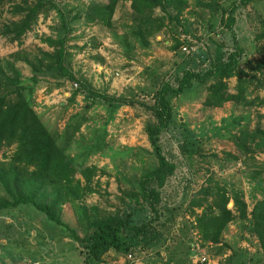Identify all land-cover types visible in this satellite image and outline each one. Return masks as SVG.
<instances>
[{
	"label": "rangeland",
	"instance_id": "1",
	"mask_svg": "<svg viewBox=\"0 0 264 264\" xmlns=\"http://www.w3.org/2000/svg\"><path fill=\"white\" fill-rule=\"evenodd\" d=\"M35 1L0 0V65L13 63L33 86V108L73 163L81 187L87 183L82 171L95 169L90 190L62 203L56 215L80 238L94 220L131 213L134 223L150 222L145 235L134 239L132 252L122 246L93 264H264V104L246 106L241 101L205 107L206 89L214 78L203 84L193 81L172 99L173 122L159 135V144L175 171L158 189V218L141 190L143 176L157 162L145 132L151 113L139 104H151L146 92L164 80L176 86L186 69L206 72L218 55L233 51V35L244 48L240 79L246 82L245 99L264 100V39L256 38L264 21V0L236 9L233 32L226 18L239 0H222L215 11L190 0L181 15L187 32L166 27L144 49L125 46L133 14L129 0H119L111 26L102 11L108 0H52L55 9L39 14L20 42L3 35L2 26L22 16L12 8ZM59 12L70 23L65 65L76 80L43 67L37 83L32 82L23 57L53 51L45 41H56L63 33ZM173 32L180 45L171 51ZM226 82L229 92L236 93L237 77ZM89 90L125 95L137 104L115 106L91 98ZM12 153L13 147L4 149L0 162L11 164ZM29 176L20 177L23 193L50 204L51 188L28 182ZM8 190L15 191L6 180L0 184L5 200ZM223 197L234 215V198L240 197L247 205L246 219H233L220 243L213 244L202 237L199 219L218 215L217 203ZM0 264H85L84 248L68 228L23 204L0 211Z\"/></svg>",
	"mask_w": 264,
	"mask_h": 264
},
{
	"label": "trees",
	"instance_id": "2",
	"mask_svg": "<svg viewBox=\"0 0 264 264\" xmlns=\"http://www.w3.org/2000/svg\"><path fill=\"white\" fill-rule=\"evenodd\" d=\"M129 1L133 14L131 24L127 27L129 32L127 31L123 37L126 42L125 46L130 49L132 44V48L144 49L150 46V38L160 32L161 29L172 26L178 30L180 27L181 29L184 27L181 15L188 8L190 0ZM221 1L195 0V3L215 11L219 8ZM249 1L251 0H239L238 4H234L229 10L226 25L231 32H233L236 21V9L240 6L244 7ZM118 2L119 0H108L107 4L103 6L102 11L107 16L105 24L111 26V16L115 12ZM25 4V6L18 5L12 8L13 14H22V16L18 20L3 25L1 30L3 35L19 42L21 37L36 23L39 14L48 13L56 7L52 0H36L31 4ZM59 13L63 24V33L56 41L53 39H46L45 41L49 46H54L53 51L51 53L39 51L37 54H31L29 60L27 56L23 57V62L32 71L30 79L32 82L37 83V76L42 74L43 67H46L48 71H58L59 77L76 80L72 71L65 65L68 57V35L71 33L70 23L66 20L65 13ZM101 20L103 21V18ZM261 26L259 34L256 35L257 39H264V21L261 22ZM183 31L187 32L186 30ZM127 38L129 42L126 41ZM233 38V51L218 55L206 72L199 74L186 69L177 80L176 86L164 80L146 92L152 98L151 104L139 103L151 113V119L145 127V132L157 165L143 176L141 190L153 209L155 218L160 216L156 209L160 203L158 189L175 171V165L167 160L159 144V135L169 129L173 122L175 111L171 103L172 99L179 97L192 85L193 81L203 84L208 78H214V82L209 84L206 89L207 93L203 100L205 107L217 108L226 102L239 103L241 101L246 106L264 104L263 99L251 101L245 99L246 82L240 79V74L244 72L241 69L244 48L235 39V35ZM179 45L180 40L178 37H174L170 50L177 49ZM233 75L238 80L236 93L229 92L226 82V79ZM60 84L57 85L60 86ZM33 92V86H28L27 81L22 79L21 72L14 67L13 63L5 61V65H0V153L6 148L13 147L10 160L12 165H5L0 162V184L8 180L13 183L15 189L13 192L8 190L9 200L3 199L0 195V211L27 204L43 212L53 223L68 228L72 236L81 243L84 248L85 264L98 263L106 253L112 250L119 251L122 246H125L124 250L131 251L133 244L136 243L133 242L134 239L137 240L138 237L144 236L147 227L150 226V222L134 223L135 214L127 213L90 221L88 223L89 232L82 238L56 215V208L60 207L62 203L74 200L90 190L88 183L95 169L86 168L82 171L87 183L81 187L80 182L74 177L76 170L73 163L69 160L64 149L57 143L53 132L48 129L40 115L34 110ZM88 93L91 98L115 106L120 104L134 106L137 104L133 98H127L125 95L108 96L92 90H89ZM262 135V145L264 146V131H262ZM29 173L28 182L39 183L51 188L53 199L50 204L39 203L33 194L23 193L24 179L20 177L22 174L27 176ZM152 183L155 186H150ZM226 202L227 199L224 198L217 203L220 210L218 215L207 216L208 214H205L199 219L202 237L213 244L220 243L224 229L233 219L236 217L241 220L246 219L247 205L240 197L234 198V206L238 215H234L227 208Z\"/></svg>",
	"mask_w": 264,
	"mask_h": 264
},
{
	"label": "built area",
	"instance_id": "3",
	"mask_svg": "<svg viewBox=\"0 0 264 264\" xmlns=\"http://www.w3.org/2000/svg\"><path fill=\"white\" fill-rule=\"evenodd\" d=\"M182 50H183L184 52H186L187 54L190 52L189 48L186 47V46H184V47L182 48Z\"/></svg>",
	"mask_w": 264,
	"mask_h": 264
}]
</instances>
